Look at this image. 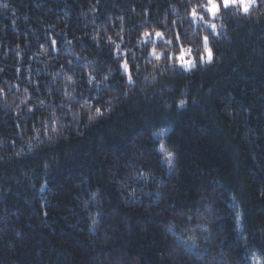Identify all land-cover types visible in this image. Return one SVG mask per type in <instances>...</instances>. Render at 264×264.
<instances>
[{"label":"trees","instance_id":"obj_1","mask_svg":"<svg viewBox=\"0 0 264 264\" xmlns=\"http://www.w3.org/2000/svg\"><path fill=\"white\" fill-rule=\"evenodd\" d=\"M205 3L0 0V264H264V0Z\"/></svg>","mask_w":264,"mask_h":264},{"label":"snow or ice","instance_id":"obj_2","mask_svg":"<svg viewBox=\"0 0 264 264\" xmlns=\"http://www.w3.org/2000/svg\"><path fill=\"white\" fill-rule=\"evenodd\" d=\"M254 4H255V0H206V3L203 5H200V7H202L206 13H209L213 17H215L220 12L221 6L225 9L232 7V6H239L241 8V11L243 13L247 14L249 12L250 8ZM191 15L194 18L204 19V16L197 12L196 7L192 8ZM205 23L210 24L211 28L215 32L216 27H217L216 24L211 23L210 21H207V20H205ZM142 36L145 38H151L153 36V33H150L149 31L145 30L142 33ZM154 36L156 38H163L164 34L160 31H155ZM109 40H111V37H109ZM203 41H204V46H205L204 50L207 53V57L205 58V56L202 54L200 56V59L202 61L207 62V63H211L213 60V54H212V49L208 47L209 36H207V35L204 36ZM166 42L172 43V41H166ZM52 43H53V45H55L56 41L53 40ZM117 47H119V45H117ZM187 52H190V49H183L182 48L180 53H179L178 60H179L181 67H184L186 69H190L191 67L194 66V61L185 59V55ZM153 54L156 55L157 59L160 58L159 54L156 53L155 48H153ZM122 67L125 69V71H128V69H129L128 62L124 61L122 64ZM128 79H129V81L132 80L131 75L128 76ZM179 103H180V105H183L185 103V101L181 100ZM96 112L100 113V109L97 108ZM167 156L169 157V160L171 161L172 153H167ZM192 239L194 240V238H192Z\"/></svg>","mask_w":264,"mask_h":264},{"label":"rangeland","instance_id":"obj_3","mask_svg":"<svg viewBox=\"0 0 264 264\" xmlns=\"http://www.w3.org/2000/svg\"><path fill=\"white\" fill-rule=\"evenodd\" d=\"M239 7V6H238ZM240 8V7H239ZM241 9V8H240ZM199 13V12H198ZM201 15H203L204 16V14L203 13H200ZM207 16H208V18L206 19V17L204 16V19H200V18H194L193 16V19H194V21H196L197 23L198 22H202V23H205V20H207V21H210L211 23H215V20H216V18H217V15L215 16V17H213L211 14H209V13H207ZM206 24V23H205ZM207 25V24H206ZM209 26H210V24H208ZM211 27V26H210ZM207 57V53L205 52V58ZM185 59L186 60H191V61H193L192 59H191V57L189 56V53L187 52L186 53V55H185ZM178 64H179V66H180V63H179V60H178ZM181 67V66H180ZM182 68H184V67H182ZM184 69H186V68H184ZM159 151H160V153H161V159H162V162H163V164L167 167V168H169L170 167V165H171V161L169 160V157L167 156V153H166V151H165V148H164V145H163V143L160 141L159 142Z\"/></svg>","mask_w":264,"mask_h":264}]
</instances>
